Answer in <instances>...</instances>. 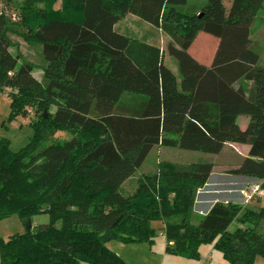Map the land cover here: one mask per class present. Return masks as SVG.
Here are the masks:
<instances>
[{
	"label": "trees",
	"instance_id": "obj_1",
	"mask_svg": "<svg viewBox=\"0 0 264 264\" xmlns=\"http://www.w3.org/2000/svg\"><path fill=\"white\" fill-rule=\"evenodd\" d=\"M19 1V23L0 7V90L12 92L10 120L30 109L37 120L18 152L0 139V223L14 215H48L49 223L0 237V264H128L100 236L152 245L155 222L164 224L167 252L176 256L199 260L201 246L214 244L229 264L264 258V207L218 201L191 222L213 163L161 162L134 194L120 192L158 146L219 154L227 144L249 145L231 173L264 180V67L252 38L264 0H231L230 8L225 0L200 7L189 0ZM128 15L174 40L167 49L180 79L164 50L116 31ZM200 33L219 39L209 66L190 53ZM12 35L42 46V80L34 63L12 52ZM240 116L249 117L245 129ZM55 133L69 137L44 147Z\"/></svg>",
	"mask_w": 264,
	"mask_h": 264
},
{
	"label": "rangeland",
	"instance_id": "obj_2",
	"mask_svg": "<svg viewBox=\"0 0 264 264\" xmlns=\"http://www.w3.org/2000/svg\"><path fill=\"white\" fill-rule=\"evenodd\" d=\"M19 2V0H0V7L11 18L13 24L21 21L20 13L18 11ZM204 3L205 0H189L191 7H200ZM230 5L231 0H225V7L230 8ZM59 7L60 1L56 5V8ZM115 29L119 33L146 41L149 44L156 45L164 50L165 63L171 70L177 71L176 73L180 79L179 62L169 55L167 49L170 43L175 44V42L170 36L165 34L164 31L153 27L134 15H128L124 20L120 21L116 25ZM252 29L253 46L260 54V65L264 67V8L263 11L259 13L257 19L253 22ZM20 31H23V29H20ZM12 40L18 44V48H12L14 55L21 53L23 60L34 63L37 67L34 71V76L39 81L42 80L43 68L46 66V62L42 54V46L28 44L20 36L16 35H12ZM218 46L219 39L206 33H200L191 46L190 53L194 58H197L203 64H208L209 66L213 62ZM10 93H12L10 90H6L5 92L0 90V139L5 138L9 140L11 149L14 152H18L29 143L30 139L34 135L32 122L37 120V114L30 109L27 117L18 116L17 118L10 120L12 110V102L9 97ZM53 111L55 110L53 109ZM247 118V116H241L240 122L244 124L246 121L245 119ZM68 137L69 135L64 133H55L52 139L51 137L48 138L44 147L49 146L52 143L51 140H54L55 138L63 139ZM245 157L246 155L243 148L234 143L227 144L224 147V150L219 154L186 151L179 148L158 146L152 150L143 166L135 173V175L129 178V180L122 186L120 192L124 196H131L134 194L138 188L140 178L143 175L156 174L158 172V165L161 162H172L180 167H187L191 164L199 162H210L214 164L215 168L213 171H215L218 175L212 179V182L219 179L220 181H215V184L221 186L225 191L235 192L234 190H236V192L231 195H236L234 199L242 202L243 204L245 199L240 191L246 189L253 183L255 184V182H253L252 179L246 180L242 177H237L233 175L231 171L238 169L246 159ZM250 181H252V183H250ZM248 182L250 184H248ZM255 201L257 203H250L248 205L244 203V210H256L257 208V210L260 211V209L264 207V198L255 199ZM241 217L242 213L234 216L233 222L229 228L230 232L234 233L241 227V223L239 222ZM200 218L201 216L195 217L194 214L191 218V222L193 224H197ZM48 223V215H38L28 219H21L18 215H14L0 223V237L8 239L13 235L23 234L27 231L35 232L39 225ZM153 226L156 229L159 228L158 224H154ZM262 227H264V223L262 224ZM160 232L161 231L158 230V235L152 245L149 243L125 244L117 240H110L105 244L109 245L108 248L110 250L115 253L118 252L119 257H122L124 260H130L134 264H169V262L163 258L166 257L167 254L175 257L180 256L166 253L165 248L167 245V239L166 236Z\"/></svg>",
	"mask_w": 264,
	"mask_h": 264
},
{
	"label": "crops",
	"instance_id": "obj_3",
	"mask_svg": "<svg viewBox=\"0 0 264 264\" xmlns=\"http://www.w3.org/2000/svg\"><path fill=\"white\" fill-rule=\"evenodd\" d=\"M252 38H253V35H252ZM172 71L177 75L176 70H172ZM240 118H241V116L238 118L239 124L243 129H245L248 125L249 117L247 119H245L246 121L244 124H242L240 122ZM242 118H244V117H242ZM234 144L241 146L243 148L245 155H246L245 158H247L248 153L250 151V146L245 145V144H237V143H234ZM214 168H215V166H214ZM216 176H218V175L216 174L215 171H213V174L210 177L209 182L206 184L205 187H203L202 189L199 190L198 198H197V201L195 203V208H194L195 217H200V216L203 217V216L207 215L209 213V211L212 209V207L214 206V204L218 201L225 202V203H228L230 201L231 202H238L242 206L245 204L248 205L250 203H257L255 200H253L252 202H249V203L244 202L245 204L244 203L242 204V202H240V201H236L234 199V197H236V195H231V194H234L236 192V190H234L235 192L225 191L221 186L215 184V181H220L219 179H216L215 181L212 182V179ZM237 177H242L246 180L252 179V178L245 177V176H237ZM253 182H254V180H253ZM250 183H252V181H250ZM250 183L248 182V184H250ZM222 195H223V197H222ZM220 199H222V200H220ZM255 211H259V210H257V208H256ZM154 224H158V226H159L158 230L161 231L160 233L165 236V233L162 230V227H164V224L162 222H159V223L155 222ZM106 246L108 247L109 245H106ZM165 251H166V253H168L167 252V245H166ZM117 254H118V252H117ZM200 254H201V257L199 260H189L188 258L175 257L172 255L170 256L168 254L166 257H163V258L166 261H168L169 264H229L224 259L222 253L215 248L214 244L202 245L200 248ZM125 261L128 264H134L130 260L126 259ZM81 264H86V263H81ZM255 264H264V258L258 257L255 261Z\"/></svg>",
	"mask_w": 264,
	"mask_h": 264
},
{
	"label": "built area",
	"instance_id": "obj_4",
	"mask_svg": "<svg viewBox=\"0 0 264 264\" xmlns=\"http://www.w3.org/2000/svg\"><path fill=\"white\" fill-rule=\"evenodd\" d=\"M242 196L246 203L252 202L255 199L264 198V180L253 183L246 189L241 191ZM169 245L173 246L174 242H169Z\"/></svg>",
	"mask_w": 264,
	"mask_h": 264
},
{
	"label": "water",
	"instance_id": "obj_5",
	"mask_svg": "<svg viewBox=\"0 0 264 264\" xmlns=\"http://www.w3.org/2000/svg\"><path fill=\"white\" fill-rule=\"evenodd\" d=\"M45 117H47V113L45 114ZM100 239L103 243H107L111 240V233H106L100 236Z\"/></svg>",
	"mask_w": 264,
	"mask_h": 264
}]
</instances>
